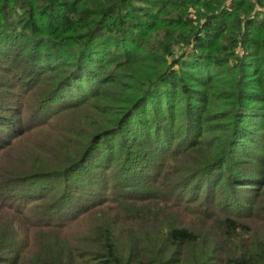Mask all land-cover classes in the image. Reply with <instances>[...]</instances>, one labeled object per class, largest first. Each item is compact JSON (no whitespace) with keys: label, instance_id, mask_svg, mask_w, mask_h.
Wrapping results in <instances>:
<instances>
[{"label":"trees","instance_id":"trees-1","mask_svg":"<svg viewBox=\"0 0 264 264\" xmlns=\"http://www.w3.org/2000/svg\"><path fill=\"white\" fill-rule=\"evenodd\" d=\"M0 264H264V0H0Z\"/></svg>","mask_w":264,"mask_h":264},{"label":"rangeland","instance_id":"rangeland-1","mask_svg":"<svg viewBox=\"0 0 264 264\" xmlns=\"http://www.w3.org/2000/svg\"><path fill=\"white\" fill-rule=\"evenodd\" d=\"M190 12H191V18H193L194 20L196 19V12L194 9H190ZM181 49L179 46H176L175 47V54L178 55L180 52H181ZM188 54H191V50L188 49L187 50ZM36 145V144H35Z\"/></svg>","mask_w":264,"mask_h":264}]
</instances>
